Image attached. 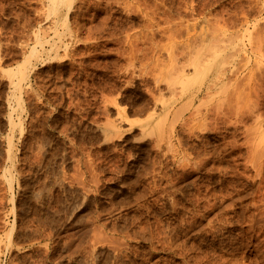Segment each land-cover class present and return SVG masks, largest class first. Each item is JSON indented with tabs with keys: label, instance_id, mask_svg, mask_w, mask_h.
I'll list each match as a JSON object with an SVG mask.
<instances>
[{
	"label": "rangeland",
	"instance_id": "1",
	"mask_svg": "<svg viewBox=\"0 0 264 264\" xmlns=\"http://www.w3.org/2000/svg\"><path fill=\"white\" fill-rule=\"evenodd\" d=\"M256 1L0 0V264H264V119L225 117L228 86L191 103L203 70L179 93L172 84L174 96L163 80L196 37L221 43L211 52L227 46L206 62L214 68L242 16L264 30ZM212 28L224 39L203 38Z\"/></svg>",
	"mask_w": 264,
	"mask_h": 264
},
{
	"label": "bare ground",
	"instance_id": "2",
	"mask_svg": "<svg viewBox=\"0 0 264 264\" xmlns=\"http://www.w3.org/2000/svg\"><path fill=\"white\" fill-rule=\"evenodd\" d=\"M58 1L59 0H54V3L56 4V3H58ZM257 3H258V0L256 1ZM255 2V3H256ZM260 2H262V1H260ZM55 4H54V6H55ZM259 4V3H258ZM54 6H53V8H54ZM252 7H257L256 5L254 6H252ZM258 7H260V6H258ZM252 9V8H251ZM263 9H264V7H263ZM249 10H250V8H249ZM257 10V9H256ZM258 10H259V8H258ZM253 11V10H252ZM251 11V12H252ZM240 12H242V11H240ZM249 12V11H248ZM248 12H246V13H248ZM261 12H262V8H261ZM54 12H52V14H53ZM57 13H55L54 15H56ZM238 14V13H237ZM237 14H236V16H237ZM241 14V13H240ZM242 14H243V12H242ZM245 14V13H244ZM256 14H258V11H257V13ZM247 15V14H246ZM251 15H253L252 13H251ZM258 15H260V14H258ZM240 17L242 16V15H239ZM242 17H244L243 19H244V21L242 20V22L243 23H241L240 22V27H242V26H244V28L243 29H241L239 32H235V35L232 37V39H231V37H230V42L229 43H231V41L233 42L232 43V45H231V48H232V52H231V54H230V52H229V54L231 55V57L229 56V54H227L226 56H228L229 57V59H230V61H229V59L228 60H225V59H227V57H225V59L224 60H222L221 61V63H219V65H216V67H214V68H210V67H208V63H206V62H208V61H210L211 59H212V61L214 60L213 58H215V57H221L222 55H223V53H224V51H226L225 50V48L227 47L226 45V47H224V42H222V48H217L216 50H215V52H211V47L212 46H214L215 47V45H217V44H219L218 43V41H217V44H215V45H212V44H209V45H211V46H206L204 43H203V45H201L202 44V41H201V38H200V40H198L200 43H197L198 45L200 44L201 46L200 47H198V45L197 44H194L193 42L196 40V42H197V37L195 38V40L194 39H192V40H194L192 43L195 45V47H194V45L191 43V48H189L190 46L188 45V44H186L185 43V41H184V46H186V45H188L189 47H187V49L189 50L188 51V53L187 52H185V51H181L182 49H180V50H178V47H177V50H178V52H182L184 55H185V53H186V55H188V57H185V60H186V58H187V60H186V62H184L183 63V65H179L180 63L182 64V61H180L179 63H178V65H179V67L176 65V64H173L174 66H172L171 68H169L171 65H172V62H173V60H171V58H170V61H172V62H170V64L167 66V68H169V69H172V70H169V72H167V74H169L170 72L173 74H169V75H166L167 76V78L165 77V75H164V77L165 78H163V80L165 79V81L168 79H170V78H168V77H171L172 76V82L171 83H169V85L167 86V88L169 87H171V92H170V90L168 91L167 89V91L169 92V93H173V90L175 91L176 89V91H177V93H179V89H178V87H180V88H182L183 87V85H184V82L182 83V81H183V79H185V77H186V79L188 78L189 79V76L191 77V75H189L190 73L191 74H197V73H199L201 70H203V71H205V74H204V78H203V81H202V84H201V86L198 88V90L194 93V94H192L191 95V98H189L190 99V102L192 103L194 100H196L197 98H199L200 96H201V98H202V95H209L210 93H212L213 95H218L217 93L219 92H221V91H217V93H215L216 91H214L215 89H217V87H219V86H222V88H221V90L223 89V86L225 87H229L230 88V90L229 91H227L226 93H227V95L226 96H224V97H222V99H224V103H223V105H226V103H227V107H225V106H221L220 104H222V103H218V101L216 102V103H218V107L219 108H216V110H214L215 108H209L208 110L210 111L211 110V112L213 111H218V110H220V106H221V108L224 110V108L223 107H225V109H226V112L224 113V111H223V115L225 116V115H227L226 113H228V115H230L229 113H231L232 114V116L234 115L235 117H236V119H239L238 120V124H240L239 123V121L240 120H246V119H253V121H255V122H259L261 119H264V30H262L263 28V26L261 27V28H259V26H260V24H258V26L256 27V26H253L252 24H250V22H249V18L248 17H245V16H242ZM255 17V16H254ZM55 18V17H54ZM238 18V17H237ZM241 19V18H240ZM238 20H239V18H238ZM263 20V19H262ZM55 22V21H54ZM258 23V22H257ZM261 23V22H260ZM238 24H239V22H238ZM241 24H242V26H241ZM254 24V23H253ZM256 24V23H255ZM263 24V23H262ZM52 26V25H51ZM55 26V25H54ZM253 26V27H252ZM237 27V26H236ZM52 28V27H51ZM217 27L215 26L214 27V31H219L218 29L220 28V26H219V28L218 29H216ZM55 29V28H54ZM222 29V28H221ZM240 29V28H239ZM261 29V30H260ZM224 30V29H223ZM237 30V29H236ZM54 31H56V30H54ZM209 31L210 30H208V29H206V32H208L209 33ZM213 31V28L211 29V31L210 32H212V33H209V34H206V35H204L205 37H203V35H202V37L203 38H206V36L207 35H210V34H212V37L214 36V38H215V40L216 39H221L222 37L221 36H223V35H225L226 34V32H221L220 34L219 33H216V32H214ZM221 31V30H220ZM214 33V34H213ZM216 33V34H215ZM56 34H57V32H56ZM194 34H196V33H194ZM199 34H201V32H199ZM202 34H203V32H202ZM233 33H230V36L232 35ZM37 35V34H36ZM190 35V34H189ZM198 35V34H197ZM199 36V35H198ZM201 36V35H200ZM208 37V36H207ZM210 37V36H209ZM210 38V39H213V38ZM224 37V36H223ZM228 37V36H227ZM190 38H194V36L192 37H190ZM209 39V40H210ZM222 39H224V38H222ZM188 40V39H187ZM190 40V39H189ZM204 40V39H203ZM206 41V40H205ZM211 41V40H210ZM222 41H225V40H222ZM173 42V41H172ZM186 42H188V41H186ZM195 42V43H196ZM212 43L214 42H216V41H214V39L211 41ZM38 43V42H37ZM182 42L180 41V43H179V46H180V48H181V46L183 45V44H181ZM213 43V44H214ZM40 44V43H39ZM178 44V42L176 43V45ZM181 44V45H180ZM186 44V45H185ZM206 44H207V42H206ZM221 44V43H220ZM227 44V43H226ZM41 45V44H40ZM54 45L55 46H57L55 43H54ZM53 45V46H54ZM175 45V44H174ZM192 45H193V47H192ZM55 46L54 47H52V48H54L55 49ZM184 46H182L183 48H185ZM218 46V45H217ZM221 46V45H220ZM213 47V48H214ZM57 49H58V46L56 47ZM56 49V50H57ZM171 49H172V47H171ZM186 49V48H185ZM187 49H186V51H187ZM177 50H175V51H177ZM174 51V52H175ZM172 52H173V50H172ZM171 52V53H172ZM185 52V53H184ZM177 53V52H176ZM176 53H174V55H173V57L175 56V57H177V54ZM228 53V52H227ZM169 54V53H168ZM176 54V55H175ZM183 55V56H184ZM185 55V56H186ZM179 56H182V55H180V53H179V55H178V57L177 58H179ZM174 57V61H176L175 59H177V58H175ZM222 58V57H221ZM220 58V59H221ZM181 59H184V58H182L181 57ZM180 59H178L177 61H179ZM216 60V59H215ZM211 61V62H212ZM217 61V60H216ZM176 63V62H175ZM204 66V67H203ZM207 68H209V69H207ZM167 70V69H166ZM165 73V72H164ZM187 75H189L188 77H187ZM196 77V76H195ZM194 77V78H195ZM161 79V78H160ZM159 79V80H160ZM185 79V80H186ZM188 79H187V81H188ZM162 80V81H163ZM166 81L165 83H168V82H170V81ZM176 81H181V82H178V83H176ZM20 84V83H19ZM172 84H177L176 86H177V88H174L173 87V90H172V86H175V85H172ZM179 84H180V86H179ZM21 85V84H20ZM165 85H167V84H165ZM19 86V85H18ZM175 86V87H176ZM20 87V86H19ZM166 87V86H165ZM226 87L224 88V89H226ZM223 89V90H224ZM181 90V89H180ZM219 90V89H218ZM222 90V91H223ZM226 90H228V89H226ZM182 92H183V90H181ZM174 93H176V92H174ZM172 94V96H174V95H177V93L176 94ZM181 93V92H180ZM163 94V93H162ZM182 94V93H181ZM211 94V96H210V98L213 96ZM222 94H225L224 92L222 93ZM222 94H221V96H222ZM215 95V96H216ZM179 96V95H178ZM219 96V95H218ZM21 97V96H20ZM176 97V96H175ZM204 97H206V96H204ZM203 97V98H204ZM214 97V96H213ZM213 97H212V99H213ZM21 99V98H20ZM220 99H221V97H220ZM156 101H158L159 100V98H156L155 99ZM160 100H162V99H160ZM181 100V99H180ZM201 100V99H200ZM199 100V101H200ZM217 100H219L218 99V97H217ZM155 101V102H156ZM184 101V100H183ZM223 100H219V102H222ZM154 102V103H155ZM159 102V101H158ZM177 102H179V101H177ZM184 102H187V100L186 101H184ZM176 103V102H175ZM156 104H158V103H156ZM184 104H186V103H184ZM154 105V104H153ZM159 105H162V101H160V103H159ZM190 105V103H188V105H186V108L188 107ZM192 105V104H191ZM190 105V106H191ZM179 106H182V102L181 103H179L178 104V107H176V110L173 112L174 114H175V112H176V117H174L175 115H173V113H171V118L169 119V120H172V118H173V120H172V122L173 123H170V127L172 128L171 129V131L173 130V124H175L176 125V123H174V121L176 120V119H178V118H180V116H178L179 114H180V109H184L185 108V106H184V108H182V107H179ZM160 107V106H159ZM159 107H158V110H159ZM171 107H172V105H171ZM214 107V106H213ZM155 108V107H154ZM178 108V109H177ZM190 108V107H189ZM156 109V108H155ZM169 109H172V108H170L169 107ZM194 109V108H193ZM196 109V111L195 112H199V114H200V106H199V109L198 108H195ZM198 109V110H197ZM221 109V110H222ZM168 110V109H167ZM178 110V111H177ZM206 110V109H205ZM220 110V111H221ZM228 110V111H227ZM169 111V110H168ZM183 111V113H184V111H185V109L184 110H182ZM194 111V110H193ZM193 111H191V112H193ZM216 112V113H221V112ZM214 112V113H215ZM178 113V114H177ZM190 113V112H189ZM208 113V112H207ZM206 113V114H207ZM213 113V114H214ZM164 114V113H163ZM166 114H167V111H166ZM165 114V116H164V119H166V117H167V115ZM168 114H169V112H168ZM182 114V113H181ZM192 113H190L189 115H191ZM196 116H197V114L198 113H194ZM194 114H192L191 116H193ZM198 114V115H199ZM222 114V113H221ZM220 114V115H221ZM118 115H119V113H118ZM189 115H188V117H189ZM195 115H194V117H195ZM215 115V114H214ZM211 116V115H210ZM217 116H219V115H217ZM222 117L223 119L222 120H225L224 118L226 117ZM160 117H163V116H160ZM178 117V118H177ZM207 117V116H206ZM230 117H231V115H230ZM229 117V118H230ZM183 118V117H182ZM182 118H180V119H182ZM186 118V117H185ZM190 118V117H189ZM208 118V117H207ZM215 118V117H214ZM218 118V117H217ZM168 119V118H167ZM175 119V120H174ZM193 119V118H192ZM195 119H197V118H195ZM208 119H210V117L208 118ZM208 119H206L205 118V120H208ZM219 119H221V118H219ZM230 119H233V118H230ZM213 121V119L211 118L210 119V121ZM216 120V119H215ZM227 120V119H226ZM117 121V120H116ZM184 120H182V123H180V124H184V125H187L190 121L188 120V121H186V123L187 124H185V121L183 122ZM193 121H195V120H193ZM210 121L208 122V121H206V123L205 124H209L210 123ZM236 120H234V122H235ZM247 121V120H246ZM123 122H125V119L123 118V116H121V115H119L118 116V122L117 123H123ZM175 122H177L178 123V121L176 120ZM192 122V121H191ZM214 122V121H213ZM215 122H218V120L217 121H215ZM204 123V122H203ZM202 123V124H203ZM237 123H235V124H237ZM242 123H244L243 121H242ZM216 124V123H215ZM262 125H264L263 123H261ZM109 126V129L111 130V131H113V130H116L117 128V126L114 124V123H111V124H109V123H106V125L105 126ZM172 125V126H171ZM174 125V126H175ZM258 125V124H257ZM116 126V127H115ZM202 126H204V125H202ZM216 126V125H215ZM215 126H212V127H215ZM104 127V126H103ZM205 127V126H204ZM212 127H210L209 129H213ZM217 128H218V126H216ZM215 127V128H216ZM255 127V126H254ZM259 127V126H258ZM257 126L255 127L256 129L258 128ZM104 128H106V127H104ZM103 128V129H104ZM108 128V127H107ZM116 128V129H115ZM206 128H208V127H206ZM205 128V129H206ZM260 128H262V126H260ZM259 128V129H260ZM251 129H254V128H251ZM251 129H249V130H251ZM176 130V129H175ZM207 130V129H206ZM206 130H201V131H205L206 132ZM214 130V129H213ZM218 129H216V131H217ZM248 130V129H247ZM107 131V132H106ZM105 132L106 133H108V131L109 130H106ZM209 131V130H208ZM104 132V131H103ZM169 132H170V130H169ZM219 132V131H218ZM252 132V131H251ZM257 131L255 130V133H256ZM115 133V132H114ZM172 132H170L169 134H167V136L169 135V136H172V134H171ZM220 134H221V132H219ZM218 133V134H219ZM262 133V132H261ZM111 134V133H110ZM159 136V135H158ZM168 136V137H169ZM168 137H167V139H166V142L165 143H168L167 142V140H168ZM176 137H177V135H176ZM219 137V136H218ZM172 138V137H171ZM217 138V137H216ZM221 138V137H220ZM223 138V137H222ZM226 137H224V139H225ZM253 138V137H252ZM218 139V138H217ZM164 140V139H163ZM169 140H170V137H169ZM176 140H178V139H176ZM158 141H160V140H158ZM161 141H162V139H161ZM179 141H181V140H179ZM223 141V140H222ZM230 141V140H229ZM228 141V142H229ZM233 141V140H232ZM163 142V141H162ZM160 143V142H159ZM173 143V142H172ZM171 143V144H172ZM179 143V142H178ZM220 143V142H219ZM225 143H227V141H225ZM234 143H236L235 141H234ZM162 144V143H161ZM169 144V143H168ZM170 144V145H171ZM181 144V143H180ZM214 144H216L215 142H214ZM214 144H212V145H214ZM230 144V143H229ZM222 145H223V143H222ZM225 145V144H224ZM227 146H228V143L226 144ZM166 146H168V145H166ZM172 146V145H171ZM171 146L169 147V148H171ZM217 146H219V145H217ZM227 146H225V147H227ZM237 146V145H236ZM158 147H160L159 145H158ZM215 147V146H214ZM219 147H221V146H219ZM223 147V146H222ZM229 147V146H228ZM168 148V149H169ZM177 149V148H175L174 146L172 147V149ZM235 148V147H234ZM218 149V148H217ZM222 149V148H221ZM226 149H228V148H226ZM237 149V148H236ZM175 150H170V151H175ZM212 150V149H211ZM219 150V149H218ZM230 150H232V149H230ZM169 151V150H168ZM177 151V150H176ZM213 151V150H212ZM220 151V150H219ZM219 151H216V152H218V153H220ZM222 151H223V149H222ZM221 151V152H222ZM229 151V150H228ZM172 152H171V154H172ZM211 152V151H210ZM207 153H208V151H207ZM212 154H213V152H211ZM224 153H225V151H224ZM223 153V154H224ZM227 153V152H226ZM226 153H225V157H223L222 156V158H228V157H226L227 155H226ZM228 153H230V152H228ZM227 153V154H228ZM174 154H175V152H174ZM182 154V153H181ZM217 154V153H216ZM215 154V155H216ZM221 154V153H220ZM206 155V154H205ZM219 155V154H218ZM217 155V156H218ZM263 155V154H262ZM171 156V155H170ZM208 156V155H207ZM209 156H211V154L209 155ZM209 156H208V158H209ZM217 156L215 157V158H217ZM174 157H176V156H174ZM179 157V156H178ZM177 157V158H178ZM183 157V156H182ZM181 155H180V161H182L181 160ZM206 157V156H205ZM204 157V160L207 158H205ZM219 157H221V156H219ZM229 157H231V156H229ZM259 157V156H258ZM257 157V159H259V161H260V157L258 158ZM262 157V156H261ZM263 157H264V155H263ZM262 157V158H263ZM175 159V158H174ZM184 159V158H183ZM211 159V158H210ZM212 159H213V157H212ZM211 159V160H212ZM229 159V158H228ZM227 159V160H228ZM231 159V158H230ZM250 160L251 158H248L247 157V160ZM254 159V158H253ZM256 159V158H255ZM170 160V159H169ZM178 160H179V158H178ZM187 160V163H189V162H192V161H190V160H188V159H186ZM185 160V161H186ZM204 160H202L201 161V163H203L204 164ZM219 160H220V158H219ZM218 160V161H219ZM252 160V159H251ZM171 161V160H170ZM174 161V160H173ZM172 161V162H173ZM184 161V163H185V165H187L186 164V162ZM189 161V162H188ZM204 161V162H203ZM224 161V160H223ZM178 162V164L180 163L179 161H176V163ZM183 162V161H182ZM182 162H181V165H182ZM215 162V161H214ZM222 162V161H221ZM248 162H250V161H247V164H248ZM253 162V161H252ZM197 163H199V162H197ZM196 163V164H197ZM200 163V164H201ZM207 163V162H206ZM220 163V162H219ZM246 163V162H245ZM254 163H257V162H254ZM253 163V164H254ZM260 163H264V161H262V162H260ZM190 164V163H189ZM188 164V165H189ZM194 164V163H193ZM228 164V163H227ZM250 165H251V163H249ZM248 164V165H249ZM262 164H260V166L262 165ZM177 165V164H176ZM184 165V164H183ZM192 165V164H191ZM247 165V166H248ZM255 165V164H254ZM254 165H252V166H250L251 168L254 166ZM259 165V164H258ZM196 165H194V167H195ZM204 166V165H203ZM220 166V165H219ZM246 166V167H247ZM179 167V166H178ZM177 167V168H178ZM187 167H189V166H186V168ZM199 167V166H198ZM201 168H202V166H200ZM245 167V168H246ZM255 167H258L259 168V166H257V165H255L254 167H253V169L255 170ZM176 168V169H177ZM180 168V167H179ZM178 168V169H179ZM185 168V169H186ZM221 170H224V168L222 169V167L220 166L219 167ZM226 168V167H225ZM182 169H184V168H182ZM199 169V168H198ZM211 169H213V167L211 168ZM215 169V168H214ZM249 169V168H248ZM226 170V169H225ZM183 171V170H182ZM257 171H259V169H257ZM257 171H256V173L255 174H257ZM262 171V170H261ZM255 172V171H254ZM260 173H262L261 174V176L263 175L264 176V173L263 172H260ZM259 173V174H260ZM60 174H62V173H60ZM60 176V175H59ZM256 176V175H255ZM259 175L257 174V178H259L258 177ZM262 176V177H263ZM63 177V176H62ZM255 178V177H254ZM256 179V178H255ZM261 180H263L264 179V177L263 178H260ZM258 180V179H257ZM55 181V180H54ZM54 181H53V183H54ZM60 182V181H59ZM62 182V181H61ZM254 181H252V183H253ZM258 182V181H257ZM262 182H264V181H262ZM64 183V182H63ZM256 183V182H255ZM261 183V181L258 183V184H260ZM54 184H56V182L54 183ZM59 186L58 187H60V186H62L61 184H58ZM256 185V184H255ZM67 187H69V186H67ZM67 187H66V189H67ZM259 187L260 188H263L264 189V187L262 186L261 187V185H259ZM63 188H65V186L63 187ZM70 188V187H69ZM68 188V190H70ZM259 188V189H260ZM71 189H72V186H71ZM258 189V186L256 187V191H258L257 190ZM74 190V189H73ZM261 190V189H260ZM263 190H261L260 192L261 193H263L262 192ZM66 192H68V191H66ZM260 192H258L259 194H260ZM45 194H47V193H45ZM259 194L258 195H256V196H259ZM43 195H44V193H43ZM86 195V194H85ZM240 195V194H239ZM261 195V194H260ZM41 196V195H40ZM83 196H84V194H83ZM264 196V195H263ZM47 197V196H46ZM49 197V196H48ZM86 197V196H85ZM38 198L40 199V197L38 196ZM37 198V199H38ZM42 198V197H41ZM261 198H262V196H261ZM264 198V197H263ZM37 200V202H39L40 200ZM46 199V198H45ZM85 199V198H84ZM255 199V198H254ZM253 199V200H254ZM43 200V199H42ZM259 200V199H258ZM257 200V201H258ZM261 200V199H260ZM263 200V199H262ZM47 201V200H46ZM73 202V201H72ZM254 202H255V200H254ZM47 203V202H46ZM259 203H260V201H259ZM40 204H42V203H40ZM49 204V203H48ZM70 204H71V202H70ZM69 204V205H70ZM258 204V203H257ZM261 204V203H260ZM37 205V204H36ZM75 205H76V203H75ZM214 205V204H213ZM259 205V204H258ZM40 206V205H39ZM39 206H37V207H39ZM46 207H47V205H45ZM49 206V205H48ZM73 206V205H72ZM36 207V208H37ZM41 207V206H40ZM39 207V208H40ZM43 207V206H42ZM50 207V206H49ZM70 206H68V208H69ZM74 207H76V206H74ZM73 207V208H74ZM38 208V209H39ZM48 208V207H47ZM46 208V209H47ZM245 208V207H244ZM244 208H242L243 210H244ZM41 210H42V208H40ZM51 209V208H50ZM71 209V208H70ZM45 210V209H44ZM199 210H200V208H199ZM198 210V211H199ZM246 210H248V209H246ZM36 211H38V210H36ZM46 211V210H45ZM49 211V210H48ZM52 211V210H51ZM40 212V211H39ZM43 212V211H42ZM50 212V211H49ZM48 212V213H49ZM200 212V211H199ZM46 213V212H45ZM243 214V213H242ZM51 215H52V213H51ZM199 215V214H198ZM239 216V215H238ZM251 217V216H250ZM245 218V217H244ZM253 218V217H252ZM58 219V218H57ZM60 220V219H59ZM248 220H250V218L248 219ZM61 221V220H60ZM245 221V220H244ZM253 221V220H252ZM194 222L196 223V221L194 220ZM246 222V221H245ZM251 222V221H250ZM61 224V223H60ZM63 225H64V223H62ZM193 225V224H192ZM210 225H211V223H210ZM222 225V224H221ZM248 225V224H247ZM255 225V224H254ZM196 226V225H195ZM212 226V225H211ZM224 226V225H223ZM222 226V227H223ZM249 226V225H248ZM264 226V225H263ZM262 226V227H263ZM225 227V226H224ZM262 227H261V230H262ZM218 228V227H217ZM220 228V227H219ZM218 228V229H219ZM249 228V227H248ZM250 228H252L251 227V225H250ZM257 228V227H256ZM200 229V228H199ZM253 229V228H252ZM220 230V229H219ZM251 230V229H250ZM212 231V230H211ZM250 232V231H249ZM251 232H252V230H251ZM224 233V232H223ZM219 234V233H218ZM230 235V234H229ZM229 235H228V237H229ZM216 236V235H215ZM233 236V235H232ZM263 236V235H262ZM251 238H252V236H250ZM227 238V237H226ZM233 238V237H232ZM262 239H260V240H263V237H261ZM231 239V238H230ZM227 240H229V239H227ZM232 240V239H231ZM253 240H255V239H253ZM224 241H226V240H224ZM223 241V242H224ZM234 241V240H233ZM258 241V240H257ZM222 242V243H223ZM235 242V241H234ZM250 242V241H249ZM259 242V241H258ZM175 243V242H174ZM227 243V242H226ZM231 243V242H230ZM238 243V242H237ZM221 244V243H220ZM229 244V243H228ZM245 244H247V246L250 244V243H245ZM259 244H261V243H259ZM180 244H178L177 246H179ZM223 245V244H222ZM225 245V244H224ZM227 245V244H226ZM238 245V244H237ZM184 245H182V247H183ZM228 246V245H227ZM233 246V245H232ZM246 246V245H245ZM264 246V245H263ZM172 247V246H171ZM170 247V248H171ZM174 247H176V245L175 246H173L172 248L174 249ZM223 247V246H222ZM234 248L233 249H235V246H233ZM237 247V246H236ZM254 247V246H253ZM169 248V249H170ZM171 248V249H172ZM180 248V247H179ZM229 248V247H228ZM248 248V247H247ZM246 248V249H247ZM250 248V247H249ZM251 248H252V246H251ZM259 248V247H258ZM186 249V248H185ZM232 249V248H231ZM231 249H230V251H231ZM224 250H225V248H224ZM236 250V249H235ZM239 250V249H238ZM254 251H256L255 249H253ZM187 251V250H186ZM225 251H227V250H225ZM249 251V250H248ZM251 251V250H250ZM253 251V252H254ZM261 251V250H260ZM235 252V251H234ZM237 252V251H236ZM236 252H235V255H236ZM256 252H259V251H256ZM229 253V252H228ZM233 253V252H232ZM242 253H245V252H242ZM180 254V253H179ZM186 254V253H185ZM188 254V253H187ZM227 254V253H226ZM229 254H231V253H229ZM182 255V254H181ZM243 255V254H242ZM257 255H259V254H256V256ZM264 255V254H263ZM186 256V255H185ZM261 256V255H260ZM224 257H226V255L224 256ZM223 257V258H224ZM237 257V256H236ZM258 257V256H257ZM198 258V257H197ZM222 258V257H221ZM223 258H222V260H223ZM231 259L233 258V257H230ZM235 258V257H234ZM239 258V257H238ZM241 258V257H240ZM240 258H239V264H245V263H240V261H243V260H240ZM245 258V257H244ZM243 258V259H244ZM260 258V257H259ZM259 258H257V259H259ZM263 258H264V256H263ZM262 258V256H261V258L260 259H263ZM226 259V258H225ZM237 259V258H236ZM196 260V259H195ZM194 260V263L196 262ZM200 260V259H199ZM234 261H235V259H233ZM228 261V260H227ZM231 260L229 259V261L228 262H230ZM234 261H233V263H234ZM238 261H237V264H238ZM199 262V261H198ZM219 262V261H218ZM224 262H225V260H224ZM197 263V262H196ZM195 263V264H196ZM220 263V262H219ZM222 263V262H221ZM231 263V262H230ZM199 264V263H198ZM224 264V263H223ZM229 264V263H228Z\"/></svg>",
	"mask_w": 264,
	"mask_h": 264
}]
</instances>
